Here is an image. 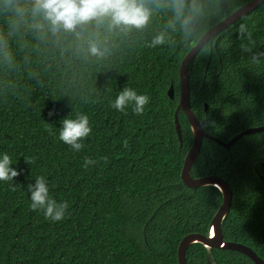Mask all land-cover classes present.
<instances>
[{
    "label": "trees",
    "instance_id": "1",
    "mask_svg": "<svg viewBox=\"0 0 264 264\" xmlns=\"http://www.w3.org/2000/svg\"><path fill=\"white\" fill-rule=\"evenodd\" d=\"M250 1L195 0L192 23L184 30L179 23L168 26L170 9L146 0L153 14L143 31L93 22L77 38L34 31L30 12L13 26L16 18L0 0V34L11 53L6 58L0 49V155H10L21 172L15 181H0V264H179L182 239L208 235L223 197L214 186L192 189L182 182L194 137L181 109L182 146L175 127L179 72L200 38ZM18 2L31 8V0ZM240 23L253 34V53L264 51L263 3L217 34L189 67L191 109L205 132L224 143L264 127V60L253 63L251 53L242 52L247 40L238 38ZM161 32L167 43L149 48ZM93 43L106 50L103 58L91 55ZM125 86L150 97L143 115L132 106L126 114L110 107ZM78 114L88 115L93 131L76 152L58 135L60 121ZM25 157L35 163L25 164ZM85 158L97 164L85 168ZM263 163L264 132L244 136L230 149L205 138L191 175L230 184L224 241L246 245L264 261ZM38 176L48 180L53 199L68 202L64 220L52 222L31 210L27 185ZM15 183L23 187L12 191ZM186 260L255 264L242 253L199 243L189 246Z\"/></svg>",
    "mask_w": 264,
    "mask_h": 264
},
{
    "label": "clouds",
    "instance_id": "2",
    "mask_svg": "<svg viewBox=\"0 0 264 264\" xmlns=\"http://www.w3.org/2000/svg\"><path fill=\"white\" fill-rule=\"evenodd\" d=\"M156 7H165L172 11L173 18L169 21V27L174 28L177 23L186 30L192 23L191 12L195 9V0L189 4L188 0H154ZM5 10L11 11L16 19L12 25L25 22L29 12L32 17L30 27L43 35L50 33L59 37L62 33L74 34L77 38L85 30L86 26L95 22L97 25L108 22L110 29L131 31L133 29L143 31L150 23L153 9L146 4V0H31V8L25 9L18 0H5ZM238 38L247 43H241L240 48L244 53H251L250 59L253 63H260L264 60V51L253 53L255 40L253 34L244 23L237 28ZM167 43L166 33L161 32L152 38L148 44L149 48H156ZM0 49L4 50L6 58H11L7 51V41L3 34H0ZM89 51L91 55L103 58L106 50H101L95 43L91 44ZM150 103V97L138 94L136 90L125 86L111 103L110 107L118 112L125 113L129 106L136 115H143ZM56 115L55 110L48 113L49 118ZM62 127L59 129L58 139L68 145L73 151H81L85 145L83 141L92 134L90 119L86 114H78L76 118L71 115L60 121ZM48 131L52 133V124H49ZM124 147H128L125 140ZM102 160L107 163L108 158ZM25 164L35 163L34 158L25 157ZM97 161L85 158L84 167L95 165ZM21 172L13 167V160L10 155H0V181H15ZM23 185L11 186L16 191ZM30 193V208L33 212L40 211L45 219L52 222H59L65 219L69 204L67 201L57 202L50 195L48 180L44 176H38L34 183L27 185Z\"/></svg>",
    "mask_w": 264,
    "mask_h": 264
},
{
    "label": "water",
    "instance_id": "3",
    "mask_svg": "<svg viewBox=\"0 0 264 264\" xmlns=\"http://www.w3.org/2000/svg\"><path fill=\"white\" fill-rule=\"evenodd\" d=\"M264 0H251L250 2L242 5L240 8L235 10L232 14L226 17L224 20L213 26L208 30L198 41V43L187 53L185 58L182 61L180 67V95H179V106L175 114V127L179 142L182 146L183 136L182 128L178 119V111L181 109L186 115L190 127L193 133L194 141L193 145L189 149L181 173L182 182L189 188L196 189L200 187L214 186L222 194L223 203L219 207L217 213L214 215L210 230L208 235L191 233L186 235L180 242L178 248V263L179 264H188L186 260V251L189 246L199 243L207 249H225L236 251L242 253L249 257L255 264H264V261L248 246L235 243V242H226L224 241L222 224L226 220L229 211L231 209L232 200H233V190L230 184L224 179L217 176H206L201 178H194L191 175V168L198 158L201 151L202 143L205 138L211 139L218 144L222 145L226 149H230L238 141H240L244 136L264 132V127H252L242 131L241 133L234 136L227 143L207 134L199 121L196 114L191 109L190 105V74L189 67L192 60L200 53L202 48L211 42L217 34L226 29L228 26L239 20L240 18L246 16L250 12L254 11L258 6L262 5ZM168 95L171 99L175 97V88L174 85L168 90ZM207 110V105H205ZM264 165V163H263Z\"/></svg>",
    "mask_w": 264,
    "mask_h": 264
}]
</instances>
